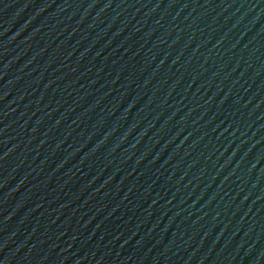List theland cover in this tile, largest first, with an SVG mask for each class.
<instances>
[{
  "label": "water",
  "instance_id": "obj_1",
  "mask_svg": "<svg viewBox=\"0 0 264 264\" xmlns=\"http://www.w3.org/2000/svg\"><path fill=\"white\" fill-rule=\"evenodd\" d=\"M0 264H264V0H0Z\"/></svg>",
  "mask_w": 264,
  "mask_h": 264
}]
</instances>
